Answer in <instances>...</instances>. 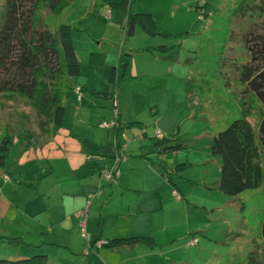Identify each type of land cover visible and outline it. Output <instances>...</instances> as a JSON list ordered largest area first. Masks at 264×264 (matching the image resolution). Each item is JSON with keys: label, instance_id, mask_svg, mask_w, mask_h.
Returning <instances> with one entry per match:
<instances>
[{"label": "rangeland", "instance_id": "374dc122", "mask_svg": "<svg viewBox=\"0 0 264 264\" xmlns=\"http://www.w3.org/2000/svg\"><path fill=\"white\" fill-rule=\"evenodd\" d=\"M204 1L210 11L206 17L200 6ZM239 1L37 0L32 6L33 0H15L17 16L29 14L33 7L35 29L55 32L60 23L69 26L77 69L65 74L56 69L46 78L49 88L63 90L55 116L56 107L46 98H40L36 109L25 95L1 89L16 83L13 73L18 82L29 81L18 75L17 42H11L15 48L7 56L1 55L0 139L7 135L10 140L0 164L2 253L20 248L26 252L17 258L29 257L37 254L33 247L43 240L59 248L60 254L71 245L87 257L94 252L88 235H112L124 221L120 214L129 213L131 223L145 227L136 231L151 233L158 243L153 264H247L250 260L248 264H264L260 233L264 180L253 189L222 193L217 188L219 155L210 151L211 135L232 118L244 116L256 129L264 111V88L257 86L258 94L249 81L262 63L263 52H257L254 32V36L248 33L255 28L263 36L264 27L257 28L249 13L241 14ZM128 6L130 11L151 14L148 28L136 21L132 33H126ZM51 53L48 58L54 69L57 63ZM258 53L260 58L255 59ZM118 58L130 63L125 73ZM132 67L143 74H130ZM94 89L97 92L89 93ZM149 103L155 104L154 111ZM119 107L124 122L115 136L113 111ZM95 108L104 116H95ZM161 127L168 132L156 136L154 129ZM93 134L99 141H88ZM80 139L91 148L94 142L98 156L113 150V142H125L118 170L125 166L133 170L127 169L132 174L122 183L139 187L148 178L144 169H151V160L160 178L169 186L173 182L179 186V196H172L174 188H169L171 197L162 189L106 191L103 184L119 186L113 183L118 175L113 181L100 176V168L111 166L106 162H96L89 171ZM50 165L54 169L47 171ZM79 184L86 189L82 204L72 213L68 210L62 223L54 222L57 211L52 208L58 207L61 190L77 189ZM37 186L50 196V208L41 214L37 211L47 203H38ZM133 200L143 211L135 213L127 206ZM15 236L29 243L6 240ZM57 236L61 244L51 241ZM101 242L107 244L106 239ZM52 262L49 258L48 264Z\"/></svg>", "mask_w": 264, "mask_h": 264}, {"label": "trees", "instance_id": "16d2710c", "mask_svg": "<svg viewBox=\"0 0 264 264\" xmlns=\"http://www.w3.org/2000/svg\"><path fill=\"white\" fill-rule=\"evenodd\" d=\"M36 1L33 0L32 6L35 5ZM239 2L241 3L239 4L241 14L244 12L249 13L253 21L257 20V28L264 27V0H240ZM200 6H202L201 13L206 17L210 11L207 9L205 1ZM32 8L29 14L20 17L15 13L17 9L15 0H0V65H2L1 55L7 56L11 52V48L15 46V44L12 46L11 42H17L19 52L15 56V63L18 64L17 68H19L21 73L18 75L20 77L21 75L29 77L28 82L26 80L18 82L19 78L14 76L13 73L16 83L4 85L1 89L16 91L25 95L30 104L36 109L40 98H46L47 102L50 101L53 106L55 105L54 114L56 116L58 114L57 111L61 107L59 97L63 90L49 88L46 78L50 79L49 73L56 69L62 74L75 72L77 61L72 47L69 26L66 23H60L55 32L45 28L35 29L32 26L34 24L32 21ZM100 17L104 19V17ZM151 19L152 16L148 12L130 11L128 8L124 19V29L126 33H132L134 22L136 21L142 27L148 28V22ZM39 27H41V24H39ZM254 29L252 31L249 30L248 33L252 34L254 32L255 36L259 35L255 37L252 34L254 41H256L255 45L259 47L257 52L262 51L261 55H263V58L261 65L255 67L256 71L252 70L251 73L254 72L256 75L252 78V81H249L259 94L257 86L261 85L264 88L261 84L264 81V35H260L258 31L255 33ZM248 39V37H245V41ZM49 53H51L57 63L54 69L52 68L53 63L49 61L51 59L48 58L50 57ZM257 55V58L254 57L255 59L260 58V53ZM120 63L121 71L125 73L128 66L127 59L123 58ZM262 96L261 94L264 104V97ZM43 103L44 101L41 102V104ZM114 124L116 132L118 128L117 118H115ZM9 143L8 136L2 135L0 139V164L4 162L5 151ZM113 143L118 142L115 141ZM210 151L219 155L217 188L222 193L233 195L245 189L258 187L264 180V111L256 129L244 116L232 118L223 128L211 135ZM260 233L264 238V219L261 223ZM136 239L138 238L134 236L113 237L107 241V244L111 245L125 241L133 242ZM44 259V254H33L29 257L14 260L0 257V264H44ZM250 261H247V264Z\"/></svg>", "mask_w": 264, "mask_h": 264}, {"label": "crops", "instance_id": "0c3cea01", "mask_svg": "<svg viewBox=\"0 0 264 264\" xmlns=\"http://www.w3.org/2000/svg\"><path fill=\"white\" fill-rule=\"evenodd\" d=\"M128 8H129V6H128ZM119 60L120 59L118 58V63L121 62V60L120 61ZM129 64L130 63H128L127 69H129ZM141 72H143V71H137L135 67H132V69L129 71L130 74H133L135 76H138V74H143ZM84 83L87 86V80ZM80 84L82 85V83H80ZM82 86L84 88V85H82ZM88 91H89V93H94V92H97V89H94L92 92L90 90H88ZM153 105H155V104H153V103L148 104V106L151 109H153L152 108ZM154 110L155 109H153V111ZM94 112H95V116H104V115L99 114V112H104L103 110H99V108H95ZM117 121H118V125L124 122V117H122V112H120V107L118 108ZM157 121H158V118L156 117L154 123H157ZM121 126L122 125H119L118 128H120ZM114 128L115 127L113 126V133L116 136V133H118L117 132L118 128H117L116 132H115ZM160 129H162V131H160L162 134H166L168 132V130L165 128L163 129L161 127ZM106 130H108V128L105 129V131ZM105 131H104V135L106 133ZM94 138H96L99 141V139L97 138L96 135L94 137V134L90 135V137H88V141H91V139H94ZM80 143H81L82 150L85 152L84 158L90 161V162H88V166H87L89 171L93 170V168H94L93 165H95L96 162L98 164L102 163V162L103 163L106 162V164L110 163V165H111V162L109 160H111L110 155H111V152H113L112 149H110L108 151L109 152L108 154H99V156H98L97 155L98 148L96 147L94 142H93L92 148L88 147L87 145H84V139L82 141L80 139ZM125 146H126V143H125ZM96 148H97V150H96ZM103 152H107V151H103ZM99 157L104 159V160H99ZM82 160L80 161V163L78 165L82 164ZM120 161H122V160H120ZM120 161H118V163H117V168H118V164ZM149 162L152 165L151 169H147V168L144 169L147 171L148 178L146 180L142 181L139 187H128L127 184L124 185L122 183V180H127L130 177V174H132L130 172V170H133L132 167L130 169V167L125 166V167H123V170L122 169L118 170V176H117L116 180L113 182L114 184H117V185L119 184V186H115L112 189V188H110L112 186L111 184L109 186H107L106 184H103L102 188H105L106 191L107 190L113 191L114 189H118L120 191V193H123L122 192L123 190H126V191L136 190V193H137V192H141L142 190H144V191L149 190L150 191V190L162 189V191L163 190L166 191L165 193H166L167 197L170 196L169 188L170 189L174 188L175 190H177L179 186H177L174 182L172 183L173 184L172 186H169L168 182H166L167 180L166 181L163 180L162 178H160L155 173V171L157 169H159L158 166L156 164H154L151 160H149ZM87 167L85 166V169ZM52 169H54V167H53V165H50V169H48L47 171H50ZM81 169L83 170L84 168L81 167ZM98 169H99V166H98ZM127 169H130V170H127ZM1 172H3V171L0 169V173ZM157 173L159 174V171H157ZM40 177H41V175H40ZM69 183H73V182L70 181ZM66 188L67 189L61 190L62 195H60L59 200H56L57 202H55V204H58V207L53 206V208H52L55 211H57V212H55L56 215L54 218V222L62 223L61 218H63L64 215H66L67 211L70 210V212L72 213L74 208L80 206L83 202V199H84V196L86 193V189L82 186V184H79L77 189H68L69 187H66ZM44 194H46V195H44ZM44 196H45L46 201L43 200ZM37 200L39 201L38 202L39 204L42 202L47 203L46 207L41 206L39 208V210L37 211V214H41L43 212V210H45V208L49 210V208H50V205L48 203L50 200L49 191H46L45 189L39 190V187L37 186ZM71 200H72V202H71ZM127 206L132 207V209L135 213L143 211L141 208L140 209L137 208V204H136V202H134V200L131 203L127 204ZM127 206H126V208H127ZM126 208L124 210H126ZM60 209H61V213L59 211ZM117 213L120 214L122 212L118 211ZM128 217H130L129 213L128 214H125V213L120 214V218L124 221L117 224V226L114 229L113 234L110 236L108 235L109 237L107 235H100V233H97V234L93 233V234H90V236L88 235V240H89V245H90L89 247H91L94 250V252L93 253L90 252L87 257L80 256L79 255V248H74L71 245H70L71 249L68 250V252L65 250V254H60L59 248H54V246H51V244L47 245V243L43 240L37 241V246L33 247V251L37 252V254H44V258H45L44 264H48L49 258H51L53 261L51 264H153L152 260H153V256L155 255V253H157L156 252L157 249H155V248H157L158 243L157 244L154 243V238H152L151 233H147L144 231L143 232L142 231H136V229H142L145 227L142 226L141 224L131 223ZM125 221L129 222L130 224H127ZM144 224H146V223H144ZM3 235H5V233ZM127 236H134V237H137L138 239L134 240L133 242L125 241V242H120V243L111 244V245H108V244H106V245L105 244H98L97 245V244H95V241H94V240H98L97 238L106 239L107 241H109L113 237H127ZM0 237H1V235H0ZM57 239L58 240L52 239L51 241H56L57 244H61L60 241H62V240H60L58 238V236H57ZM6 240H8V241L14 240V241H17L21 244H28L29 243L27 241L22 243V241H20V239L17 236L7 238ZM0 252H1L0 253L1 255L7 256L11 259L13 257L17 258L18 256H22L23 254H25L26 251L24 249H22V251H21V249L19 248V249L13 250V253H11V254L2 253V251H0ZM75 259L77 260V262L75 261Z\"/></svg>", "mask_w": 264, "mask_h": 264}, {"label": "built area", "instance_id": "2783aa9c", "mask_svg": "<svg viewBox=\"0 0 264 264\" xmlns=\"http://www.w3.org/2000/svg\"><path fill=\"white\" fill-rule=\"evenodd\" d=\"M113 101H114V99H113ZM113 113H115L114 114V120H113V123H114L115 118H116L117 113H118V110L114 109ZM154 132H155L154 134L156 136H160L161 135V132H160V130L158 128H155ZM124 148H125V142L115 143L114 144V149H113V152H112V155H111V166L109 168H106V167L100 168V170H99V173L101 174L100 176H103L108 181L115 180L116 176L118 175L117 163H118V161L122 160L124 158V156H125L124 153H123ZM172 195H173V197H178L179 196L178 192L175 189L172 190ZM89 197H90V194H88L87 198H89ZM80 212H81V210H77V213H80ZM83 215H85L84 210H83ZM79 224L81 225L82 230H84V225H83L84 224V219H81ZM101 241H103V239H98V240H96L95 243L97 245L98 244H102Z\"/></svg>", "mask_w": 264, "mask_h": 264}]
</instances>
